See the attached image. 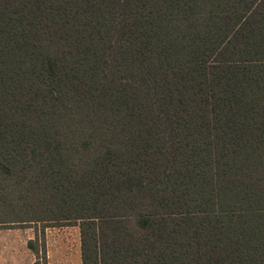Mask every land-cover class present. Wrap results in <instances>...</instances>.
Returning a JSON list of instances; mask_svg holds the SVG:
<instances>
[{"label": "trees", "instance_id": "obj_1", "mask_svg": "<svg viewBox=\"0 0 264 264\" xmlns=\"http://www.w3.org/2000/svg\"><path fill=\"white\" fill-rule=\"evenodd\" d=\"M31 223L81 264H264V0H0V225Z\"/></svg>", "mask_w": 264, "mask_h": 264}, {"label": "rangeland", "instance_id": "obj_2", "mask_svg": "<svg viewBox=\"0 0 264 264\" xmlns=\"http://www.w3.org/2000/svg\"><path fill=\"white\" fill-rule=\"evenodd\" d=\"M39 225H0V264H34L37 255L30 241L38 245L41 262L44 255L46 264H81L77 226L50 224L41 233Z\"/></svg>", "mask_w": 264, "mask_h": 264}]
</instances>
